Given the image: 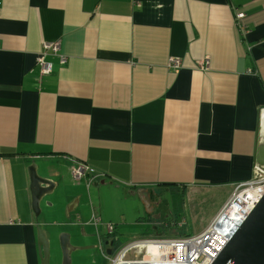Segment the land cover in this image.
Segmentation results:
<instances>
[{
	"label": "crops",
	"instance_id": "obj_1",
	"mask_svg": "<svg viewBox=\"0 0 264 264\" xmlns=\"http://www.w3.org/2000/svg\"><path fill=\"white\" fill-rule=\"evenodd\" d=\"M263 121L264 0H0V264H40L38 227L105 256L126 215L105 212L106 191L133 201L156 238L182 237L154 214L159 192L181 193L202 231L257 176ZM76 165L101 178L75 182ZM30 169L52 184L38 215ZM205 191L222 196L207 223Z\"/></svg>",
	"mask_w": 264,
	"mask_h": 264
},
{
	"label": "built area",
	"instance_id": "obj_2",
	"mask_svg": "<svg viewBox=\"0 0 264 264\" xmlns=\"http://www.w3.org/2000/svg\"><path fill=\"white\" fill-rule=\"evenodd\" d=\"M243 18V13L234 14L238 26ZM43 49L44 53L50 51L57 54L59 44H45ZM38 66L40 76L51 71V65L45 63L42 58L39 59ZM178 67V63L172 66L174 69ZM256 171L257 176L253 180L234 187L225 204L202 231L182 237L133 240L122 245L109 259V264H211L264 195V172L258 168ZM71 176L75 182H80L88 176H91L92 180L101 178V175L95 174L91 168L84 165L74 166ZM93 221L95 225L98 224L96 218ZM106 228L109 233L113 230L112 225ZM145 251L148 253L145 254Z\"/></svg>",
	"mask_w": 264,
	"mask_h": 264
},
{
	"label": "rangeland",
	"instance_id": "obj_3",
	"mask_svg": "<svg viewBox=\"0 0 264 264\" xmlns=\"http://www.w3.org/2000/svg\"><path fill=\"white\" fill-rule=\"evenodd\" d=\"M210 191H205V196H199V199L202 200L204 197L206 200H204L200 206V211L198 213V221L206 222L208 220V216L220 205L222 196L220 194H209ZM209 194V195H208ZM127 196H123L120 193L113 194L110 191H106L103 195V207L105 209V212L113 213L115 216L118 215L116 212L112 211V207L114 208H120L122 205L126 208V215L124 218H122L123 223H116L119 225V243L121 245H126L130 243L133 240H139V239H153L156 238L155 236L161 235V228L158 227V229H154L153 226H150L146 224H143L142 222H139L138 224H135L136 218L138 215L135 213H138V208L135 206V203L130 200V202H127ZM159 199L162 200V203L159 205V207L155 210V218L157 219L158 216H160V221L166 220V229L172 230L175 229L177 234L180 235H191L192 233H195L197 228L192 226V223L190 222V219L187 217V212L191 213L192 207L197 209L194 205L195 203L192 202V204H187L185 201V198L181 193H176L175 191H161L158 195ZM209 198V199H207ZM140 205V204H139ZM135 209V212L134 210ZM140 216L146 217L147 214H145L143 211H139ZM56 213V212H55ZM65 212L63 211V208L53 217V223L59 224L63 222H67V219L65 218ZM153 214V215H154ZM139 218V217H138ZM153 221V220H152ZM145 222V221H143ZM47 228V227H46ZM52 230H64L63 226L61 225H54L51 227ZM168 230V231H169ZM198 230H200L198 228ZM157 232L159 233L157 235ZM59 233H62V231H59ZM168 233V232H167ZM59 235V234H58ZM165 236V235H164ZM59 237V236H58ZM89 240V239H88ZM53 241V240H51ZM59 242V241H58ZM83 241L77 242L74 244L73 250L75 252H72L69 249L68 255L69 258L72 259V256L75 257L76 255L79 256L80 262H82L83 259L86 257H90L92 260L91 262H94L95 264H109V261L103 256L100 251H95L94 244L90 243L91 241ZM89 246V248H83L82 246ZM83 251H82V250ZM75 254V255H74Z\"/></svg>",
	"mask_w": 264,
	"mask_h": 264
},
{
	"label": "water",
	"instance_id": "obj_4",
	"mask_svg": "<svg viewBox=\"0 0 264 264\" xmlns=\"http://www.w3.org/2000/svg\"><path fill=\"white\" fill-rule=\"evenodd\" d=\"M257 166L264 172V145L258 148ZM30 177L33 211L38 215L39 201L50 192L52 184L37 177L33 169H30ZM59 241L62 252L61 264H70L68 235L60 234ZM37 250L40 264H49V240L39 227ZM211 264H264V195Z\"/></svg>",
	"mask_w": 264,
	"mask_h": 264
},
{
	"label": "flooded vegetation",
	"instance_id": "obj_5",
	"mask_svg": "<svg viewBox=\"0 0 264 264\" xmlns=\"http://www.w3.org/2000/svg\"><path fill=\"white\" fill-rule=\"evenodd\" d=\"M48 239H49V252H50L49 264H61L62 252H61V248H60L59 237H57V240H56L55 236H50ZM51 240H53V241H51ZM54 242H57V243L54 244ZM104 243H105V249H104L105 250L104 251L105 257H110V256L112 257L120 245L118 238L116 236L110 237V238L106 239V241H104ZM70 244L72 246H74V243H70ZM78 259H79L78 255H76L75 257L72 256V259H70V264H79V263L83 264L82 263L83 260H82V262H80V260H78ZM89 259H90V257H89ZM90 261H92V260H90ZM86 264H88V263H86Z\"/></svg>",
	"mask_w": 264,
	"mask_h": 264
},
{
	"label": "bare ground",
	"instance_id": "obj_6",
	"mask_svg": "<svg viewBox=\"0 0 264 264\" xmlns=\"http://www.w3.org/2000/svg\"><path fill=\"white\" fill-rule=\"evenodd\" d=\"M263 124H264V121H263ZM249 182V181H248ZM246 183V182H245ZM145 250H146V248H144ZM144 251L142 250V253H143ZM148 253V251H145V254H147Z\"/></svg>",
	"mask_w": 264,
	"mask_h": 264
},
{
	"label": "trees",
	"instance_id": "obj_7",
	"mask_svg": "<svg viewBox=\"0 0 264 264\" xmlns=\"http://www.w3.org/2000/svg\"><path fill=\"white\" fill-rule=\"evenodd\" d=\"M120 246H121V244L119 245V247H120ZM119 247H118V248H119Z\"/></svg>",
	"mask_w": 264,
	"mask_h": 264
}]
</instances>
